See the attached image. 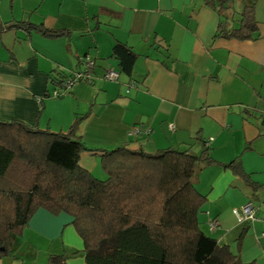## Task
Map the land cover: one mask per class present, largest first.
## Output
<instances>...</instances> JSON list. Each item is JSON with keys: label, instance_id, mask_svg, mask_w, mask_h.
I'll list each match as a JSON object with an SVG mask.
<instances>
[{"label": "crops", "instance_id": "0c3cea01", "mask_svg": "<svg viewBox=\"0 0 264 264\" xmlns=\"http://www.w3.org/2000/svg\"><path fill=\"white\" fill-rule=\"evenodd\" d=\"M250 3L0 0V25L31 23L65 34L0 32V121L66 134L80 120L76 134L92 150L81 154L80 166L100 180L105 151L173 148L200 155L207 148L216 164L202 165L194 179L206 198L201 230L244 264H264V0L255 3L253 39L223 32L241 27ZM116 44L138 55L132 76L121 73ZM86 57L95 60L92 84L54 97ZM109 70L120 74L117 81L105 80ZM136 126L150 135L131 137ZM233 162L244 175L224 167ZM248 202L258 220L240 224L233 210ZM212 219L220 223L214 232ZM0 264H86L73 217L39 209Z\"/></svg>", "mask_w": 264, "mask_h": 264}, {"label": "trees", "instance_id": "16d2710c", "mask_svg": "<svg viewBox=\"0 0 264 264\" xmlns=\"http://www.w3.org/2000/svg\"><path fill=\"white\" fill-rule=\"evenodd\" d=\"M257 1L245 7L239 29L223 30L225 37L253 39ZM13 29L51 39L65 35L31 23L0 25V32ZM113 57L121 73L132 76L138 55L116 44ZM80 123L63 134L0 121V257L44 209L73 217L86 264H244L200 227L206 198L194 179L202 165L216 164L207 148L200 155L173 148L153 154L105 151L101 167L107 179L100 180L80 166L81 154L92 151L76 134ZM224 167L244 175L240 163Z\"/></svg>", "mask_w": 264, "mask_h": 264}, {"label": "built area", "instance_id": "2783aa9c", "mask_svg": "<svg viewBox=\"0 0 264 264\" xmlns=\"http://www.w3.org/2000/svg\"><path fill=\"white\" fill-rule=\"evenodd\" d=\"M83 69L81 71L73 73L71 76L65 78L61 81V89L54 93V97H60L69 93L73 87L80 83L86 82L87 84H92L93 81V71L95 68V60L86 57L82 61ZM120 74L117 71L109 70L105 75V80L107 81H117L119 79ZM172 129H174L173 125H170ZM151 130L149 128H143L141 126L133 127L130 131L129 135L131 137H141V136H149ZM210 141L206 143V147H208ZM233 214L236 217L237 221L242 223H253L258 220L257 217V208L255 207L253 202H248L241 208H237L233 210ZM220 227V223L217 219H212L210 221L211 231H216Z\"/></svg>", "mask_w": 264, "mask_h": 264}, {"label": "rangeland", "instance_id": "374dc122", "mask_svg": "<svg viewBox=\"0 0 264 264\" xmlns=\"http://www.w3.org/2000/svg\"><path fill=\"white\" fill-rule=\"evenodd\" d=\"M103 177H104V178H103ZM103 177L101 178L102 180H104V179L106 180V179H107V175H106V176H103Z\"/></svg>", "mask_w": 264, "mask_h": 264}]
</instances>
